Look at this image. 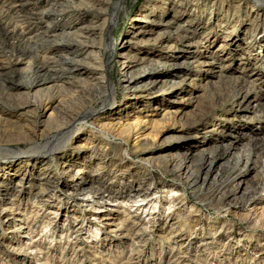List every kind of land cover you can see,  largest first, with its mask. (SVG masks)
<instances>
[{
	"label": "rangeland",
	"instance_id": "rangeland-1",
	"mask_svg": "<svg viewBox=\"0 0 264 264\" xmlns=\"http://www.w3.org/2000/svg\"><path fill=\"white\" fill-rule=\"evenodd\" d=\"M69 2L70 0H40L37 8L50 12V17L58 25V29L54 32L46 31L43 26L35 28L26 23V27H29L33 34H40L44 45L55 50L67 43L66 34L78 30L76 23L69 28L67 19L63 17L65 10H69ZM145 2L147 0H127L125 8L120 12L119 21L113 32V42L116 45L112 53L110 70L111 81L118 96L112 107L122 105L125 101L123 94L135 90L142 91L143 101L136 104L132 111L127 110V114L100 120L96 118L102 106L101 101H98L93 106L92 115L81 123L85 134L83 138H86V141L77 142L76 145H86L88 149L94 145L99 152L121 146L123 150H127L121 153L125 155L126 162L122 170L126 171L128 168L132 172L141 173L147 170L165 177L161 171L150 167L151 163L147 158L152 156L157 158L167 152L163 147L167 143L165 138L172 135L176 129L171 124L169 112L182 106L183 113L178 116L179 120L192 121L203 112L204 101L210 92L215 91L220 95L221 91L220 96L226 97V103L223 107L213 110L190 130L189 135L197 136L190 139V145L209 149L222 143L236 142L239 149H232L226 159L221 161L208 154V161L213 160L216 167L209 172L206 181L204 179L207 169L202 172L197 187L200 195L198 198L193 196L190 189L184 188L183 192H173V187H169L164 191L156 189V193L152 191L147 199L143 200L139 197L137 201H134L135 193L131 190L126 191L121 197L116 196L117 198L107 193L96 202L90 199V202L74 201L72 195L65 193L62 203L57 200L54 204L43 207L42 210L38 208L42 205L36 203L34 199L22 200L20 203L22 218L16 217L13 224L8 225V222L3 221L8 213H0V264H264V49L257 42H250L252 38H256V41L264 38V30L262 31L261 27L257 30L252 27L240 29L238 32L241 36L236 37L237 41L232 43L227 40L231 33H225L224 30L217 28L214 30L216 33L214 40L207 42L205 39L202 40L204 36L200 35V32L205 31L202 28L204 25L198 31H193L194 29L184 26L185 21H181L184 29L178 33L175 23L163 25L159 18L155 20L149 16L144 25L156 27L154 36L158 32L168 31L170 34H165L176 38L180 44L175 48L168 43L136 46L134 44L133 47L123 49L120 46L121 40L127 35H134L140 29L139 25L134 22L132 24V18L144 20L143 15H139L138 11ZM226 6L225 1L224 7ZM246 7L245 5L244 9ZM32 8L35 6L30 7L29 10L31 11ZM259 8L264 19V5H259ZM206 13H209L208 9L202 18ZM222 17L218 15V18L223 19ZM151 19L153 21H150ZM165 19L169 21L171 15ZM241 19L242 17H239L237 20ZM232 21L235 22L233 19L225 22L230 31L236 28ZM99 23H102V19ZM211 31L213 30H209ZM52 41L54 43L51 44ZM202 46H208L209 52L216 55L219 61L217 65L199 68L188 63L195 53L191 49L196 50ZM32 48L29 59L33 58ZM67 53V50L63 54L58 53L55 59L58 63L57 70L41 73L38 77L41 79L40 84H44L43 78L62 80L69 77L71 71L68 61L71 59L87 61V52ZM128 53L149 56L154 62L158 59L160 63H142L131 67L128 73L121 72L119 69L122 61L125 60L123 57ZM220 65L224 68L221 72L228 77L247 78V94L244 97L239 96L235 103L229 98L235 93L232 86L237 84L236 80L226 83L225 78L219 79L211 73ZM18 67L20 65L14 63L4 64V68L0 70V107L7 110L12 109L11 104L16 101V97L6 98L2 93L6 90L17 93L20 90L14 86L29 81L26 74L17 70ZM188 69L195 70L194 81L190 86H178L181 76ZM256 72L263 75L261 80L254 75ZM156 75H164L166 87L178 86L177 91L168 93L161 84H157ZM81 77L85 76L81 75ZM127 79L132 81L127 82ZM150 82L155 83L158 90L154 99L147 95L151 91ZM207 82L208 87L201 90L200 87ZM37 88L35 87L33 91ZM189 93H193L197 98L189 100ZM73 94L76 95L75 92ZM181 94L185 97L182 98L181 103L175 104L174 102L181 99ZM28 98L35 99V93L31 92ZM55 106L56 104L37 117L40 121L39 128L41 122L50 119L55 122ZM232 112H235L236 116H230ZM1 115L0 113L2 117L0 143H12L19 150H26L35 144L22 135L23 132L27 133L26 129L21 131L19 126L3 121L2 119L7 116ZM229 116L230 120H227L226 117ZM9 119L14 118L11 116ZM210 123L214 126L208 127ZM29 125L35 126L34 123ZM77 135L79 132L73 136ZM254 142L257 144L253 145ZM67 143L74 144V139H69ZM142 145H148L150 149L139 154L138 148ZM195 153L198 154V150ZM118 158L116 157V165L119 163ZM161 161L155 159L154 163L160 164ZM1 162L4 161L0 160ZM56 164L59 166L58 160ZM230 171H234V175L227 183L234 187V194L220 199L207 193L210 188L217 185L222 174ZM111 176L112 174L106 177L107 183L111 182ZM128 178L126 177V180ZM166 181L170 184L179 183L169 178ZM70 183V179H66L59 189H65L64 186ZM78 198L81 199L80 196ZM66 201L70 204H65ZM65 207L67 208L63 209ZM73 209L75 211H72ZM90 209L92 211H89ZM38 210L37 215L35 213ZM56 211L58 214L55 213ZM16 215L13 212L7 217L14 218ZM103 215L108 216L109 219L104 220ZM36 216L38 217L35 222L18 228L20 219ZM128 228L131 229L130 233H135L136 237L140 238H136L133 242L129 241L126 237ZM199 235L208 238L198 241ZM13 239L19 240L23 247L28 248L27 251H13L9 244L14 243Z\"/></svg>",
	"mask_w": 264,
	"mask_h": 264
},
{
	"label": "bare ground",
	"instance_id": "bare-ground-1",
	"mask_svg": "<svg viewBox=\"0 0 264 264\" xmlns=\"http://www.w3.org/2000/svg\"><path fill=\"white\" fill-rule=\"evenodd\" d=\"M225 1L227 2V8L224 7ZM126 3L127 0H70L69 10H65L63 17L67 19L69 28L76 23L78 30L66 34V37H64L67 43L55 50L42 43L40 34H33L29 27H26V23H28V26H35V28L43 26L46 31L49 30L50 32L58 29L55 20L50 17V12L37 8L40 0H0V70L4 68V64L12 65L14 63L20 65V67L22 66L21 68L18 67L17 70L29 77V81L23 85L14 86L20 90L19 92L12 93L6 90L2 93L6 98L16 97V101L12 102V109L10 110L0 107V113L1 116H9L3 118V121L19 126L18 128L21 131L26 129L27 133L23 132L22 135L27 137V140L29 139L35 143L26 150H19L12 143H0V160L4 161L0 163V213H8L3 218L4 223L8 222V225H11L17 219L16 217L22 218V212L20 211L22 200L34 199L36 203L42 205V207H38L42 210L43 207L52 205L57 200L62 203L65 193L72 195L74 201L90 202L91 200L96 202L107 193L111 196L121 197L126 191L131 190L135 193L134 201H137L139 197H142L143 200L147 199L152 191L156 193V189H163L164 191L166 188L173 187V192H183L184 188L190 189L193 196L198 198L200 195L197 187L202 172L207 169L204 179L206 181L209 172L216 167L213 160L208 161V154L221 161L226 159L232 149H239L236 142L222 143L209 149H200L190 145V139L197 137L189 135L190 130L194 129L197 123L202 122L213 110L223 107L226 103V97L220 96L221 91L220 95L215 91L210 92L208 98L204 101L203 112L192 121L179 120L178 116L183 113L182 106H178L172 112H169L168 116L172 120L171 124L176 129H174L172 135L165 138L167 143L163 147L167 149V152L157 158L155 156L147 158V161L151 163L150 167L161 171L165 177L147 170L142 173L132 172L128 168L126 171L122 170L126 162L124 161L125 155L121 153L122 151L125 153L127 150H123L121 146L119 148L111 147L106 151L99 152L94 145L90 149L86 145V147L76 145L77 142L86 141V138H83L85 134L81 123L92 115L94 112L93 106L98 101H101L102 104L101 112L96 117L99 120L127 114V110L132 111L136 104L143 101L142 91L135 90L123 94L125 101L122 105L112 107L118 97L117 90L110 77L112 53L116 45L113 42V32L119 21L120 12L125 8ZM245 5L247 7L244 9ZM259 5H264V0H147L138 11L140 12L139 15H143L144 20L142 21L136 17L132 18V24L134 22V24L139 25L140 29L132 36H125L121 40L120 46L123 49H128L133 47L134 44L136 46L168 43L175 48L177 44H180L176 38L165 34L169 33L168 31L158 32L154 36L153 33L156 27L144 25L149 16L155 18V20L159 18L163 25L175 23L178 33L182 32L185 25L189 29H194L193 31H198L204 25L202 28L205 31L200 32V35L204 36L201 39H205L207 42L214 40L216 37L214 30L220 28L225 33H231L227 40L234 43L237 41L236 37L241 36L238 32L240 29L252 27L257 30L261 27V30H264V19L260 14L261 7L259 8ZM34 6L33 11H30V7ZM207 9L209 13H206V16L202 18ZM242 12L244 15L241 16ZM168 15H171L169 21L165 19ZM218 15L219 17L223 16V19L218 18ZM239 17H242L240 21L237 20ZM101 19L102 23H99ZM230 19L235 20V22H232H234L233 26L236 25V28L231 31L225 23ZM150 21H153V19ZM181 21L186 23L183 27ZM209 30L213 31L209 32ZM77 37H83V39L78 40ZM250 42H257L264 49V38H260L258 41H256V38H252ZM31 47H33V58L29 59ZM65 50L68 51L67 54H70V52L73 54L87 52V61L81 62L80 60L71 59L68 61L71 71L69 77L62 80L59 78L53 80L43 78L45 82L40 84L41 79H38V77L41 76V73L56 71L58 68V63L55 60L56 56L58 53L63 54ZM196 50L191 49L192 52L195 51L193 56L190 57L191 61L188 62L192 66L199 68L201 66L211 67L219 63L216 55L209 52L208 46H202ZM108 54L111 55L108 56ZM124 58L125 60L122 61L119 70L127 73L134 65L160 63L158 59H155L154 62L151 57L139 56L136 53L133 55L128 53ZM222 69H224L222 65L217 66V69L211 71V73L219 79L225 78L226 83L236 80L237 84L234 87L232 86L235 93L233 92L234 94L230 95L229 98L235 103L239 96L244 97L247 94V78L245 76L228 77L221 72ZM194 72L195 70L188 69L181 76L178 86H190L194 81ZM81 75L85 77H81ZM254 75L258 76L260 80L263 77L259 72ZM155 78L157 84H161V87H164L168 93L177 91L178 86L176 88L166 87L164 75H156ZM126 81L131 82L132 79ZM48 83H50L49 86H46ZM149 84L151 91L147 95L154 99L158 90H156L155 83L150 82ZM35 87L38 88L33 91ZM205 87H208V82L203 84L200 89L202 90ZM31 92H34L36 96L33 100L28 98ZM74 92L76 95L73 94ZM183 97L185 95L181 94V99L174 103H181ZM192 98H197V96L189 93L188 99L191 100ZM54 104H56L55 122L53 119L41 122L39 128L40 121L37 117L46 113ZM11 116L14 119H9ZM230 116H236L235 112H232ZM230 116L226 119L230 120ZM30 123H34L35 126L31 127ZM211 126H214V124L210 123L208 125V127ZM130 130L129 128V133H131ZM77 132H79V135L74 137L73 135ZM71 138L74 139V144L67 143ZM2 141L4 142V140ZM256 144L257 142H254L253 145ZM138 149L139 154L145 153L149 151L150 146L142 145ZM196 150H198V154L195 153ZM116 157H119L117 165L115 164ZM155 159L162 161L160 164H155ZM56 160L59 161V166L56 164ZM111 174V182L107 183L106 177ZM233 175L234 171L222 174L217 185L210 188L207 193L220 199L234 194V187L232 188L227 183ZM126 177L129 178L126 180ZM68 178L71 183L65 185V189L60 190L59 186L64 185L65 180ZM167 178L179 181V183L170 184L166 181ZM79 196L81 199L78 198ZM65 204L70 203L66 201ZM78 205L81 204L78 203ZM15 206L16 208H14ZM72 211H75V209ZM13 212L17 214L14 217L15 219L8 218L7 216L13 214ZM38 213L39 210L35 214L38 215ZM55 213L58 214V211ZM37 217L20 219L18 228H23L24 225L29 226L31 222H35ZM103 219L109 218L103 215ZM129 228L126 235L129 241L133 242L136 238H140L136 237L135 233H130L131 229ZM198 237V241L208 238L205 235H199ZM9 244L13 251L26 252L28 249L23 247L19 240H14V243Z\"/></svg>",
	"mask_w": 264,
	"mask_h": 264
}]
</instances>
